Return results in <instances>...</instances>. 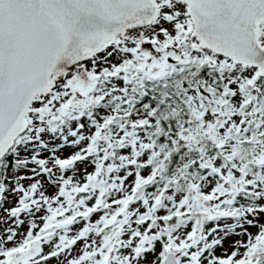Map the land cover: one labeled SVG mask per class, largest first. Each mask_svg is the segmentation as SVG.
<instances>
[{
  "label": "snow or ice",
  "instance_id": "6c2138e0",
  "mask_svg": "<svg viewBox=\"0 0 264 264\" xmlns=\"http://www.w3.org/2000/svg\"><path fill=\"white\" fill-rule=\"evenodd\" d=\"M0 264H264V0H0Z\"/></svg>",
  "mask_w": 264,
  "mask_h": 264
}]
</instances>
